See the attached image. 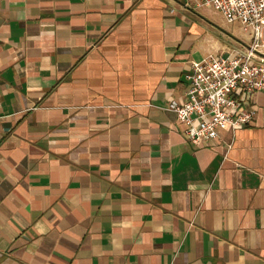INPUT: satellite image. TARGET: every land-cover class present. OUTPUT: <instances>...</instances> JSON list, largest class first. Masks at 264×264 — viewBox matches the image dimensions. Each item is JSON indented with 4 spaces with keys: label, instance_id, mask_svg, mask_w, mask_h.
Returning <instances> with one entry per match:
<instances>
[{
    "label": "crops",
    "instance_id": "crops-1",
    "mask_svg": "<svg viewBox=\"0 0 264 264\" xmlns=\"http://www.w3.org/2000/svg\"><path fill=\"white\" fill-rule=\"evenodd\" d=\"M208 10L0 0V264H264V88L200 146L168 108L250 42Z\"/></svg>",
    "mask_w": 264,
    "mask_h": 264
},
{
    "label": "built area",
    "instance_id": "built-area-1",
    "mask_svg": "<svg viewBox=\"0 0 264 264\" xmlns=\"http://www.w3.org/2000/svg\"><path fill=\"white\" fill-rule=\"evenodd\" d=\"M197 7H211L229 23L239 22L250 42L227 54H208L192 60L184 74L185 94L168 108L184 122L183 136L193 145L220 138V131L234 132L249 125L255 110L242 97L264 88V0H189Z\"/></svg>",
    "mask_w": 264,
    "mask_h": 264
},
{
    "label": "rangeland",
    "instance_id": "rangeland-1",
    "mask_svg": "<svg viewBox=\"0 0 264 264\" xmlns=\"http://www.w3.org/2000/svg\"><path fill=\"white\" fill-rule=\"evenodd\" d=\"M207 7V6H206ZM209 8L207 13H204L208 16L209 19L214 20V23L217 25L214 29L221 32L223 30L225 33L230 34L232 36L243 37L244 33L241 30L239 22L235 21V23H228L226 19L216 10L211 7ZM204 8L199 9L200 11ZM206 9V8H205ZM219 26V27H218Z\"/></svg>",
    "mask_w": 264,
    "mask_h": 264
}]
</instances>
